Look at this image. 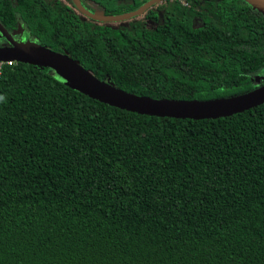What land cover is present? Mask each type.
I'll use <instances>...</instances> for the list:
<instances>
[{"label": "trees", "instance_id": "1", "mask_svg": "<svg viewBox=\"0 0 264 264\" xmlns=\"http://www.w3.org/2000/svg\"><path fill=\"white\" fill-rule=\"evenodd\" d=\"M77 1L117 16L149 0ZM186 2L122 25L72 0H0V24L140 96L211 101L262 86L264 16L242 0ZM0 264H264V104L146 116L48 67L2 63Z\"/></svg>", "mask_w": 264, "mask_h": 264}, {"label": "water", "instance_id": "2", "mask_svg": "<svg viewBox=\"0 0 264 264\" xmlns=\"http://www.w3.org/2000/svg\"><path fill=\"white\" fill-rule=\"evenodd\" d=\"M162 0H149L134 11L106 16L84 9L77 0L73 4L94 20L115 22L133 18ZM264 16V0H242ZM6 35L8 46H0V62H21L48 67L66 80L68 85L89 98L120 110L159 118L208 120L229 117L264 104V84L254 90L226 99L211 101H178L154 99L123 91L106 81H100L66 54L50 50L33 40L12 39Z\"/></svg>", "mask_w": 264, "mask_h": 264}, {"label": "rangeland", "instance_id": "3", "mask_svg": "<svg viewBox=\"0 0 264 264\" xmlns=\"http://www.w3.org/2000/svg\"><path fill=\"white\" fill-rule=\"evenodd\" d=\"M99 14V13H98ZM137 17V16H136ZM139 18H142V16H140ZM122 25L124 24H127L128 23V20H125V21H121ZM10 34V36L12 37V39H14L13 41L15 40H19V41H24L25 40V32L22 30V29H16L13 34L8 32ZM5 33L0 30V43L1 44H4V43H8L7 39H6V35H4ZM27 39V37H26ZM256 80V79H255ZM259 80H256L255 81V84L258 83ZM263 82V81H262Z\"/></svg>", "mask_w": 264, "mask_h": 264}, {"label": "built area", "instance_id": "4", "mask_svg": "<svg viewBox=\"0 0 264 264\" xmlns=\"http://www.w3.org/2000/svg\"><path fill=\"white\" fill-rule=\"evenodd\" d=\"M182 5H184V6H187V2H186V0H178ZM4 63H12V62H4ZM2 64V62H0V65Z\"/></svg>", "mask_w": 264, "mask_h": 264}, {"label": "flooded vegetation", "instance_id": "5", "mask_svg": "<svg viewBox=\"0 0 264 264\" xmlns=\"http://www.w3.org/2000/svg\"><path fill=\"white\" fill-rule=\"evenodd\" d=\"M5 44H7L8 45V43L6 42Z\"/></svg>", "mask_w": 264, "mask_h": 264}]
</instances>
